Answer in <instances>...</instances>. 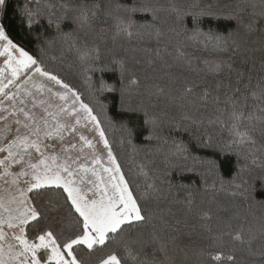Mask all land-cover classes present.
<instances>
[{"label": "snow or ice", "instance_id": "obj_1", "mask_svg": "<svg viewBox=\"0 0 264 264\" xmlns=\"http://www.w3.org/2000/svg\"><path fill=\"white\" fill-rule=\"evenodd\" d=\"M5 2L0 0V10ZM226 7L232 10L223 14L204 9L193 12L174 0L166 11L175 26L167 32L159 26L160 7L151 4L116 5L114 12L101 0L91 4L87 0H49L43 7L41 0H32L25 5L24 14L29 28L46 19L59 32L63 22L71 21L75 27L63 33V39L70 40L68 50L75 52L83 83L88 85L89 74L106 67L100 63V44L89 42V34L106 33L111 21L113 41L123 35L131 42L140 38L134 31L137 26L130 15L121 16L119 11L150 12L156 48L147 64L152 67L162 60L164 74L144 85L147 104L142 100L127 111L143 114L144 140L157 152L166 145L172 156L188 159V144L163 135L162 117L178 111L180 119L172 123L174 131L183 130L199 146H215L236 157L238 168L228 182L232 187L229 194L247 203L255 183L264 184V0H239ZM221 15L234 27L226 32L200 27L201 18ZM189 17L191 28L187 26ZM44 51L42 47L41 54ZM111 62L120 66L123 77L125 58L113 55ZM189 75L198 77L199 82ZM141 84L135 73H129V90L139 89ZM112 124L106 106L94 93L86 97L75 83L10 38L0 24V264H188L190 250L184 238L190 234L179 227L181 219L171 207L160 209L158 215L148 207L153 199L159 200V188L150 172L167 175L168 169H150L155 161L149 150L148 162L137 164L144 187H133L109 139L105 125ZM205 124L214 127V135ZM120 129L126 134L120 147L125 143L131 146L130 158L135 163V156L142 151L133 144L135 129L127 123H121ZM163 162H169L167 153ZM256 169L260 174L251 176ZM53 195L57 201L51 199ZM53 206L67 210L66 230L40 227ZM192 206L193 200L187 199L185 212L190 213ZM236 218L241 224L235 232L225 233L228 241L223 236L213 237L209 250L201 249L196 255L235 264L238 245L255 254L254 229L258 224L264 241V217H253L246 234L247 217ZM200 219L211 220V215L203 211ZM84 249L88 259L81 255ZM259 255L264 257V243Z\"/></svg>", "mask_w": 264, "mask_h": 264}, {"label": "trees", "instance_id": "obj_2", "mask_svg": "<svg viewBox=\"0 0 264 264\" xmlns=\"http://www.w3.org/2000/svg\"><path fill=\"white\" fill-rule=\"evenodd\" d=\"M32 0H6L5 6L0 10V24H2L8 32L10 38L15 42L22 44L30 54L39 56L44 59L48 66L57 71L65 79H68L80 87L88 97L92 92L99 98L101 103L106 106L107 114L111 117L112 126L108 127V136L110 141L114 142V149L124 166L128 179L132 181L133 187L140 184L141 189L144 187V177L139 175L137 164L140 162H148L146 152L150 151L151 159L155 161L154 165L149 168L168 169L165 175L162 171H151L150 174L155 178V183L159 188V200L153 199L149 202L148 207L154 215L159 214L160 209L171 207L172 211L181 219L179 227L186 235L184 244L190 250L188 264H232L222 258V262L211 261L207 255L198 256L201 249L209 250L212 244V238L223 236L225 241L229 237L225 235L227 232H235L238 230L241 221L236 217H247L248 223L244 224L245 234L253 220V217H264V184L255 183L253 196L247 203L241 202L238 198L232 197L229 193L232 191L231 185L228 183L233 179L238 168L237 159L234 155H225L220 152L218 147L199 146L187 132L181 130L176 132L172 129V123L179 121L180 113L178 111H170V115L162 117L163 135L169 139L183 141L188 144L191 156L183 159L180 156H172L168 153L167 146L164 145L162 152H157L154 145H149L144 140L145 126L143 123L142 113H133L127 111L129 106L136 107L143 100L147 104V92L145 84L156 82L157 78L163 75L162 60H156L155 64L150 67L147 64L149 58H154V50L156 48L154 29L152 24V15L150 12L138 10L134 13H125L123 9L119 11L121 16H131L132 21L137 26L134 31L139 33L140 38L133 39L129 42L123 35L117 37L113 41L114 29L112 22L107 25L108 31L102 35L97 32L90 33L89 42L95 40L101 47V64L105 65L104 71H95L90 73L92 79L88 85L83 83V76L79 67L74 51L68 50V42L63 39V33H69L75 27L71 21H65L61 24L59 32L55 25L49 26L47 20H43L40 24H33L28 27L24 8L26 4H31ZM49 0H41V6ZM52 3H60L62 0H51ZM72 3H80L81 0H71ZM93 3L95 0H87ZM101 2L110 7L114 12L116 5H122L131 8L134 5L151 4L159 6V26L167 32L170 27H174L172 18L166 9L174 2V0H101ZM183 6L190 8L193 12L201 9L211 11L213 13H227L232 9L226 5H234L239 0H175ZM195 6V7H193ZM200 27L207 31L208 29L226 32L234 27L233 22L225 20L222 15L220 18L203 17L199 20ZM187 26L193 27L192 18L187 19ZM83 35V33H81ZM47 41H53L51 44ZM44 48L41 54L40 49ZM172 51V49H169ZM191 51V49H189ZM113 55L123 56L126 60L125 71L123 77L119 65L111 62ZM199 55V53H197ZM55 56L56 61L50 58ZM161 56L165 60L171 62V57L167 53L162 52ZM139 61V62H138ZM171 71L176 72V69ZM129 73H135L141 79V87L139 89L129 90L127 80ZM146 77L148 79H146ZM190 79L197 80L199 78L189 75ZM210 83V82H208ZM109 89H115L110 91ZM123 89V92L121 91ZM163 109V104L160 105ZM99 110V109H98ZM121 123H127L135 129L133 144L137 148L142 149L135 156V163L130 158L132 148L127 143L120 147V139L122 136L126 138V134L120 129ZM210 134H215L213 126L205 124ZM217 144L221 140L217 138ZM167 153L169 162H163L164 155ZM192 157H196L193 160ZM203 161V162H201ZM215 162L216 167H212ZM260 174V170L256 169L251 176ZM247 176L248 174L245 173ZM251 178V177H250ZM193 200L192 211L185 212V202L187 199ZM53 201H57L58 197L53 195ZM48 198H44L47 204ZM208 211L211 220H201L200 214ZM51 226L57 231L66 230L68 227L67 210L59 207H49L47 210V218L41 222L40 227ZM211 229V231H209ZM257 239L253 244V253L249 254L246 246H237L234 255L236 256L235 264H264V257L259 255V249L264 241L259 235V225L254 229ZM215 250V249H213ZM227 252V249H225ZM81 255L88 259L87 249L81 252Z\"/></svg>", "mask_w": 264, "mask_h": 264}]
</instances>
